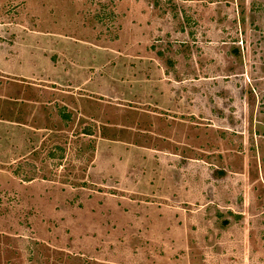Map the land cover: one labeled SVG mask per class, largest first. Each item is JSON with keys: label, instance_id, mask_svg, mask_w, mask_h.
Wrapping results in <instances>:
<instances>
[{"label": "rangeland", "instance_id": "374dc122", "mask_svg": "<svg viewBox=\"0 0 264 264\" xmlns=\"http://www.w3.org/2000/svg\"><path fill=\"white\" fill-rule=\"evenodd\" d=\"M0 264H264V0H0Z\"/></svg>", "mask_w": 264, "mask_h": 264}]
</instances>
